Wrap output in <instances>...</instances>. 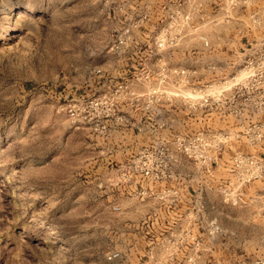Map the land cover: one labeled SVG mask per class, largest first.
<instances>
[{"label":"rangeland","instance_id":"rangeland-1","mask_svg":"<svg viewBox=\"0 0 264 264\" xmlns=\"http://www.w3.org/2000/svg\"><path fill=\"white\" fill-rule=\"evenodd\" d=\"M253 1L233 12L239 22L213 13L202 27L211 49L184 44L142 58L141 47L151 44L110 49L117 24L102 0H0V264H253L264 257L261 182L230 185V153L227 169L214 175L179 155L175 135L203 124L173 122L171 105L146 108L140 96L160 83L172 90L180 79L132 73L162 60L198 69L195 84L230 76L264 33V0ZM167 163L173 176L161 177ZM224 175L226 193L216 184ZM189 195L207 197L206 211L224 233L183 239L213 248L147 250L158 212L169 216Z\"/></svg>","mask_w":264,"mask_h":264},{"label":"built area","instance_id":"built-area-1","mask_svg":"<svg viewBox=\"0 0 264 264\" xmlns=\"http://www.w3.org/2000/svg\"><path fill=\"white\" fill-rule=\"evenodd\" d=\"M241 1L102 0L117 24L110 49L122 53L137 44H151V50L147 46L144 49L141 47L142 52L139 53L142 58L149 55V51L159 56L184 44H187L184 49L188 51L192 50L193 44H199L202 49H211L210 38L202 27L212 21L213 13H222L227 23L239 22L232 14L238 13ZM240 60L230 76L196 84L191 80L199 74L198 69L170 65L162 60H158L155 66L143 63L132 73L177 76L180 82L173 84L172 90L160 83L151 86L147 93L140 96L148 98L143 102L146 108L154 102L158 108L168 104L188 112L195 120L200 117L203 125L175 135L176 152L208 175L227 169L224 156L230 153V185L244 186L260 181L262 188L259 199L264 201V33L249 42ZM70 110L74 114L72 107ZM229 122L234 126H229ZM233 139L237 145L229 147ZM244 145L254 151H243ZM161 167L158 169L161 177L173 176V172L169 171L172 164H161ZM135 169L144 177L152 176L150 167L135 165ZM216 184L221 192L226 193L228 181L225 175ZM198 207L203 211L193 209L197 218L206 216L207 203L202 200L198 202ZM164 229L148 238L145 244L147 250L178 251L202 247L195 239L192 243L184 241L185 236L195 235L192 228L175 232L167 224ZM202 232L216 235L224 233V229L213 217L205 222ZM206 248L212 249L213 245L207 244ZM117 256L119 253L116 252L110 258ZM253 264H264V257L255 259Z\"/></svg>","mask_w":264,"mask_h":264},{"label":"crops","instance_id":"crops-1","mask_svg":"<svg viewBox=\"0 0 264 264\" xmlns=\"http://www.w3.org/2000/svg\"><path fill=\"white\" fill-rule=\"evenodd\" d=\"M252 4H254L253 0H242V3H241V6H240L238 13L241 14L242 12L247 11L249 6ZM171 110H172L171 112L173 113V115L177 114V116H175L176 118L174 117L171 119L173 122L184 121L187 123L189 122L191 124H192V122H193V124H196V122H198L199 124L203 123L200 120L199 116L198 117L196 116L198 120H195L192 116H190L188 114V112L180 111L175 107H172ZM198 198H199V196H196V195L186 196L185 199H183V201H182V203H184L185 205H182L180 207V209L171 211L169 216H166V217L163 215L159 216L160 213L158 212V218H162L161 219L162 221H161V224L158 225L157 230H165L164 229L165 222H166V220H168L169 225H171V228L175 232H180V230L182 228H184V229L192 228L195 235H204L205 233H203L202 231L204 229L205 222H207L209 219H211L217 215H216V213H213L211 211L210 213H207L206 216H204L202 218L201 217L197 218V216L194 214L195 212H193V209L195 207H197L196 205H197V202L199 201ZM203 201L207 202L208 201L207 197H205ZM160 206H161V208H165V206H163V203L161 204V202H160ZM173 208L175 209V207H173ZM152 209L157 210L158 205H156V207H154ZM151 212L152 211L148 212V213H150V217L155 218V217H153ZM201 246H202L200 248L201 251H209V249L206 248L207 243L206 244L203 243ZM196 249L198 250V248H189L188 250L192 251V250H196Z\"/></svg>","mask_w":264,"mask_h":264}]
</instances>
